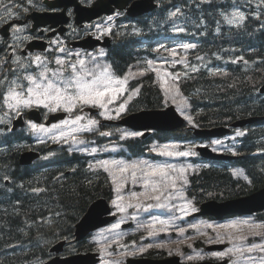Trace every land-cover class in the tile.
Listing matches in <instances>:
<instances>
[{
  "label": "trees",
  "instance_id": "1",
  "mask_svg": "<svg viewBox=\"0 0 264 264\" xmlns=\"http://www.w3.org/2000/svg\"><path fill=\"white\" fill-rule=\"evenodd\" d=\"M255 30L264 33V24H255L247 31L254 34ZM227 37L228 33L224 38ZM248 43L253 48L264 49V34L253 37ZM199 44L205 53L218 48H233V44L225 43L217 45L216 42L203 41ZM133 54L129 45L113 47L111 55L115 68L123 69ZM141 80L140 92L130 103L129 110L161 108L166 103L161 89L151 76ZM263 81L264 62L225 77L197 74L180 78L178 88L187 100V111L193 122L208 127L248 115L264 116V97L257 93ZM240 131L243 135L236 138L233 146L235 153L242 155L237 160L219 166L196 160L197 167L189 174L186 185V193L196 205L209 198L246 195L264 186V120ZM18 135L15 132L3 137L1 141L5 144L0 146H9V139L19 144ZM154 135L162 143L193 140L184 129ZM149 142L150 139H136L125 145L140 156L147 155ZM9 148L0 151V264H23L45 258L51 242L71 239L74 225L88 205L97 197H110L112 183L101 169L89 170L86 158L77 153L68 154L62 150L56 159L37 168L20 166V148ZM5 177L8 183H4ZM33 189L43 191L37 193ZM258 216L264 221V212ZM214 232L209 230L208 234ZM204 236L192 237L188 243L201 246L200 239ZM76 247L78 250L88 249L84 242ZM69 250L70 247L65 248L66 252ZM144 255H151V252L146 251Z\"/></svg>",
  "mask_w": 264,
  "mask_h": 264
},
{
  "label": "snow or ice",
  "instance_id": "2",
  "mask_svg": "<svg viewBox=\"0 0 264 264\" xmlns=\"http://www.w3.org/2000/svg\"><path fill=\"white\" fill-rule=\"evenodd\" d=\"M179 8L176 11L171 12L169 15L170 17H175L179 12ZM119 15V13H116ZM227 19L229 24L237 23L240 24L245 20V16L240 14L239 12H233L232 18ZM110 21L113 19L112 16L107 17ZM97 28L100 25H96ZM21 28H14V31L19 32L22 31ZM110 31V29H108ZM177 31H184V29H177ZM14 39L17 41L21 39H29V37H19L15 36ZM52 43H58V41H53ZM20 47L19 44L8 45V48L5 49L7 52L8 49H11V57L12 63L17 65L16 68L10 69L11 72L15 73L13 79L10 81L8 80L7 75L4 76V79H0V86L8 84L6 91L3 93V103L4 105L10 109L15 115H21L22 109H29L32 107H43L48 109L50 112H56L57 110H63L69 114L74 112H82L84 107H93V108H101L106 109L107 106L113 103L114 98L123 93L124 85L126 80L117 79L114 77L112 72L110 71V66L104 67L103 71L96 73L93 71L92 68H89V64H93L96 60L95 56H92L91 53L86 54L87 56L91 57L90 60H85L84 58L80 57L79 53H75L77 59L75 61L68 60L62 57H56L54 60L49 61L47 57L42 58L40 55L36 56H28L21 58L16 55V49ZM181 47L188 49L193 48L195 45L192 44H183ZM57 51L66 53L67 56H71L72 53L67 52L64 48H59ZM172 54L175 55L174 50H172ZM100 55H104L103 50L100 51ZM9 57L4 56L0 57V67L8 61ZM199 59V57H198ZM242 59V58H240ZM235 62V61H233ZM51 63H55L57 67L52 68L49 65ZM36 65V71L32 72L29 69L32 65ZM149 66H151L152 62L148 61ZM94 67H99L98 65H94ZM22 70V72L20 71ZM143 75V72L140 73ZM26 82V83H22ZM115 85V87H114ZM173 87H175L173 85ZM125 110V104L121 103L119 105V112ZM117 112V115H119ZM8 113H5L7 115ZM104 115V113H101ZM188 119L189 123H192L190 117H185ZM84 117L82 115L76 114L73 119H64L61 121V124L52 125L50 128H46L43 124H36L31 121H28V125L30 129L34 133L44 132V133H52L55 129L61 127V125H77ZM0 122H3L0 120ZM98 123L95 119H88L87 124L83 126L82 129L79 130H91L90 126H94ZM78 129L72 128L71 131H77ZM67 135L64 131H60L57 135H53L50 138L54 140H58L63 138ZM100 135L106 136L109 135L107 132H101ZM128 135L138 136L140 133H128ZM237 135H243L241 132H237ZM72 139L75 141L76 137L73 136ZM78 143H83V141H78ZM218 143V141H217ZM71 151V149H70ZM83 151V149H81ZM93 152L96 151L95 148L92 149ZM166 155H182L186 156L189 155L188 152H180V153H172L166 152L162 153ZM195 155V153H191ZM49 155H52L51 153ZM119 164L118 171L121 173L120 177H117L115 174L112 175L113 182L116 184L115 191L118 193L124 186V182L126 181V177L124 174L130 173L133 180L136 179V172L140 170L143 172L145 177L144 179V187L148 191L136 193L132 192L131 197L133 199H138L140 196H144L146 199L157 200L161 199V196L168 189H175L176 187V179L169 174V171L166 169H171V165H147V170L141 168V165H145L146 162L140 161L139 164L131 163V164H123L122 162H113ZM102 166L105 168L106 171L109 170V166L107 162H102ZM91 167V165H90ZM172 171H177L176 169H171ZM180 176L179 179H184L183 170H179ZM149 177H158L159 179L156 181H152L148 179ZM7 179V177H5ZM187 183V181H184ZM33 192H41L43 189H33ZM158 193V195L156 194ZM182 196V193H181ZM118 200H123L122 196L117 197ZM115 206L117 207L118 211L123 212L125 208L122 204L116 203L113 201ZM133 205L129 204V207ZM135 207L139 208L140 204H136ZM152 207V205H149ZM156 207H163L162 204H157ZM192 211H196L195 208ZM191 227H196L195 225H190ZM247 226L250 230L251 235L260 236L262 240H264V224H250L247 221H239V222H232L227 225H219L218 227L224 229H239L241 227ZM113 228L119 227L118 224H114ZM154 227V226H149ZM207 227H213L212 225H207ZM181 232L184 230L181 229ZM154 233H149V235H153ZM229 240L233 237L231 234H228ZM240 239H246V237H240ZM151 247V245H149ZM145 249L140 248L139 251L143 252ZM255 250H259L264 252V243L256 244L252 243L250 246L246 248L235 247L234 249H229L228 252L232 253H239L243 255L244 252H253ZM226 253H213L215 256L223 257ZM188 259H192V257H188ZM249 259H253L249 257ZM231 264H235V261H232ZM260 264H264V257L261 258Z\"/></svg>",
  "mask_w": 264,
  "mask_h": 264
},
{
  "label": "flooded vegetation",
  "instance_id": "3",
  "mask_svg": "<svg viewBox=\"0 0 264 264\" xmlns=\"http://www.w3.org/2000/svg\"><path fill=\"white\" fill-rule=\"evenodd\" d=\"M66 3V7L63 10V6L58 8L56 12L58 15L53 18L55 22H58L56 26L52 27L46 25L45 27L39 26L36 30L32 31V13L41 14L43 12L51 11L46 5H44L43 0H12V5L9 9H0V57L8 56V61L0 67V79H4L7 75L10 81L15 73L11 72L10 69L16 68L17 65L12 63V57L10 55L11 49L6 52L5 49L8 45L15 46L19 44L20 47L16 49V55L24 58L28 56L40 55L42 58L47 57L49 61L54 60L56 57L66 58L68 60H75L76 55L72 52L75 51L71 47V43L77 40H81L86 36L92 35L94 37L103 38L105 35H109L112 39V43L109 48L105 49V59L112 61L111 51L113 47L117 45H125L126 39L124 35L120 32L131 31L136 28V26L143 27H156L157 29H164L159 25V13L162 9H173L179 8L180 13H185L189 17L195 18L196 22L194 27H188L196 38L201 40H206L210 37L217 38L219 35L216 33L221 30L229 31L228 37L225 40L226 44H233V48L229 50L228 53L221 56H225L224 59L218 58L219 61L223 62H233L240 64L243 62H264V49L253 48L251 43L247 44L248 40L253 39V37H258L263 35L261 31L255 30L254 34H249L245 25L254 26L258 24L260 26L259 20H264V0H154L156 4L155 9L152 12L144 13L140 16L130 18L127 16V7L135 0H127L125 9L115 10L111 15L112 20L107 18H91L85 21H77L75 6L71 4V0H61ZM83 5H91L96 2V0H79ZM233 12H239L245 16V20L240 23L229 24L228 19L232 18ZM119 13V15H116ZM263 16V17H262ZM66 19V22H61ZM60 21V22H59ZM209 21L211 24L207 25ZM96 25H100L99 28ZM64 27L63 32L57 33L59 27ZM209 26V29L207 28ZM21 28L22 31L16 32L14 28ZM168 33H173L176 31V27H173V23L170 20L168 25ZM110 29V31H108ZM212 32L211 34L210 31ZM258 32V33H256ZM232 37H231V34ZM15 36L19 37H29V39H21L17 41L14 39ZM243 39V40H242ZM34 40H42L47 44L48 50L45 52L39 51H29L27 45ZM200 40V41H201ZM53 41H58V43H52ZM240 46H246L245 49H241ZM258 46V44H257ZM59 48H64L67 52H71V56H67L66 53L57 51ZM85 52L83 50H79ZM263 51V52H262ZM82 55H85L84 53ZM242 58V59H240ZM239 66V65H237ZM36 65L33 64L29 71L35 72ZM22 72V70H20ZM22 83H26L21 81ZM8 84L0 86V105L3 103V93L6 91ZM1 125V124H0ZM5 124L3 127L5 129ZM8 183L9 180H5Z\"/></svg>",
  "mask_w": 264,
  "mask_h": 264
},
{
  "label": "rangeland",
  "instance_id": "4",
  "mask_svg": "<svg viewBox=\"0 0 264 264\" xmlns=\"http://www.w3.org/2000/svg\"><path fill=\"white\" fill-rule=\"evenodd\" d=\"M185 64V63H184ZM103 71V69L99 70V68L97 70H95L96 73H99ZM117 79H120L116 76H114ZM174 78L173 77H161V83L165 84L166 87V91L170 94V95H175V88L173 87L174 85ZM115 87V85H114ZM125 92V85H124V90L123 93L116 96L114 98L113 103L109 104L107 106L106 109H100V116L104 117V118H113V117H117V112H119V105L123 102H119L121 97L123 96ZM177 110L179 112L183 111V103L180 102L178 104H175ZM98 108V107H96ZM126 108V105H125ZM8 108H5V110H7ZM45 112H50L48 111V109L44 108ZM122 112H119V115ZM13 113V112H11ZM101 113H104V115H101ZM79 115H82L84 117L83 120H81L79 122V124L77 125H61L60 128L55 129L52 133H44V132H38V133H34L29 125L27 127V131L29 133H34V138L38 141H43V140H47L46 142L48 143H53L55 141H51L53 140L52 138H50L53 135H57L60 131H64L65 133H67V135L63 138H60L59 140L62 139H71L72 141H74L72 139L73 136L77 137L78 134L87 131V130H79L82 129L83 126L85 124H87L88 119H95L94 117H91V115H89L88 113H79ZM3 116H0V119L3 120ZM68 119V118H67ZM73 119V118H72ZM71 120V118L69 119ZM61 124V121L54 124V125H58ZM96 125L94 126H90V129L92 130V128H94ZM51 127V126H50ZM50 127H46V128H50ZM72 128H76L78 129L77 131H71ZM107 133H109L108 136L112 137L115 136L116 139H121L123 137H133V135H128V133H140V132H135L132 130H129L127 128H123V127H110L109 129L106 130ZM57 142V140H56ZM116 147V146H114ZM72 148L75 149H79L77 146H72ZM94 147H92L93 149ZM92 153H94L91 150ZM185 159V156L182 155H176L175 159ZM116 162H122L123 164H126L128 162V159H125V157H119L117 159ZM116 167H119V164L116 163ZM176 167H173L172 169H175ZM172 170H169V173ZM238 173V172H237ZM121 174V173H120ZM172 176V175H171ZM119 204H122V206L125 208V211L120 212L118 211V209H115V212L118 213V219L117 221H115L114 223L108 225L105 229V232L101 233L100 235L108 238V237H118L119 235H123L129 233L130 235H137L138 237H140L141 239L138 240V242L133 245V246H128L125 245L121 248H117L115 249L114 252L111 253V256L105 254V253H101V261L98 264H117V260L120 259L122 256H124L123 260L125 259L126 254L127 255H132V254H136L138 253L140 248H144L147 245H151V244H156L157 242H164L162 245L159 246V248H166L164 249V251L162 250V252H164V254L166 256L169 255H178L180 256V259L184 262L187 261H199L201 254L200 251L198 249H194V248H186L184 250H180V251H175V249H170L168 250V246L171 242H180L183 241L185 238V234L183 233H177V234H173V235H163L161 234L159 231L161 230L160 228H157L158 226V222H161V220H168L169 224L168 226H176L179 224V222L182 220V218H184L185 216H187L191 211H192V205L190 203L189 200H187L185 197L181 196V194L179 193H172L169 196H166L164 199H160L159 201H156V203L154 205H152V207H149V205L145 206L141 213H137L133 210H131V207H126L124 206V204L121 202ZM157 204H162L163 207H156ZM253 220V217H248V218H237L234 220H229L227 221V223H232V222H239V221H247L250 222ZM126 221H132L133 224L131 227L129 228H121V223L126 222ZM114 224H118L119 227L117 228H113L112 226ZM144 224H150L151 226H154L152 228H154L155 233L152 235V238H147V236H149L148 234H146L145 232L141 231V227ZM164 230V229H163ZM145 233V234H144ZM99 234L94 233L93 235H91V237L88 239L91 243L92 241H96L100 238ZM212 242H215L212 241ZM252 243H256V244H261L264 243V240H262L261 237L259 236H253L251 239H249L248 241L245 240H241L240 238H232V242L229 243V246L226 248L225 251L226 254L228 256L231 257V262L235 261V264H260V260L262 257H264V252L259 251V250H255L251 253L249 252H244L243 255H240L239 253H229L228 250L229 249H234L235 247H240V248H246L248 246H250ZM173 250V251H171ZM215 253H220V252H215ZM213 255V253H212ZM215 256V255H213ZM188 257H192V259H188ZM249 257L253 258V259H249ZM230 262V264H231ZM32 264H38V263H32Z\"/></svg>",
  "mask_w": 264,
  "mask_h": 264
},
{
  "label": "water",
  "instance_id": "5",
  "mask_svg": "<svg viewBox=\"0 0 264 264\" xmlns=\"http://www.w3.org/2000/svg\"><path fill=\"white\" fill-rule=\"evenodd\" d=\"M264 92V85L261 88ZM34 119H37L34 113L31 114ZM64 114L51 115L50 120H55L57 118L63 117ZM253 119L249 120H237L232 123V126H242L246 122H251ZM117 123L131 126L135 129H146V128H156L170 130L180 127L183 124V119L177 115L173 107H168L164 110H144L137 113H132ZM228 132V129L224 127H215L212 129H200L195 130L198 136H220ZM200 152L210 158L219 159H229L230 156L216 155L213 154L207 148H198ZM36 154L34 152H25L20 157L21 164H29ZM264 209V188L260 189L248 195L246 197H240L234 200H229L226 202L218 203L216 201H210L201 205V210L196 213L199 214H211L216 218H221L223 215L228 213H249L256 210ZM110 209L105 202V200H99L93 204L89 210L86 212L85 216L82 218L81 222L77 224L76 236L77 239L83 238L89 231L106 224L108 221L112 220L114 217L106 216ZM225 245H211L207 249H223ZM52 250L60 251L62 250V245H55ZM98 259L95 258L94 254L88 253L85 255H74L66 258L55 257L49 260L46 264H94ZM128 264H182L179 262L178 257H171L166 259L153 260L150 258H129L127 259ZM187 264H225L222 262H201V263H187Z\"/></svg>",
  "mask_w": 264,
  "mask_h": 264
},
{
  "label": "bare ground",
  "instance_id": "6",
  "mask_svg": "<svg viewBox=\"0 0 264 264\" xmlns=\"http://www.w3.org/2000/svg\"><path fill=\"white\" fill-rule=\"evenodd\" d=\"M205 22H207V21H205ZM259 22L261 23L260 25L264 24V20L263 21L262 20H259ZM209 24H211V23L208 21L207 22V25H209ZM251 27H253V25ZM251 27L248 26L247 24L245 25V28L247 30L250 29ZM207 28L209 29V26H207ZM227 32H229V31L224 30V32L222 33L221 30H219V32L216 33L217 35H219L217 38L210 37V38H208L206 40H201L200 38H196L197 35L195 36L193 33H189L186 38H187L188 41H192L194 39L196 43L203 42V41L204 42L207 41L208 43H212V42L215 43L216 42L217 45H222V44H224V42L226 40V38H224V37L226 36V33ZM211 33L212 32L210 31L209 34H211ZM230 49H231L230 47L229 48L228 47H225V48H222V49H219L218 48V49H214L211 52L205 53V55L209 59H211V61H218V58L219 57H221L222 59H224L225 56H221V55L228 53ZM237 119H239V120H249V119H253V121L246 122L244 124V126L241 128V129H244V128L249 127V126H251V125H253L255 123H258V122L263 121L264 120V116L263 115H261V116H259V115H248V116L240 117V118H237ZM237 119L232 120V121L226 123V125L232 126V123H234L235 121H237ZM9 149H11V148H9ZM242 196H244V195H242ZM43 259H45V258H43ZM33 262H35V261H31V262H28V263L25 262L23 264H32Z\"/></svg>",
  "mask_w": 264,
  "mask_h": 264
}]
</instances>
